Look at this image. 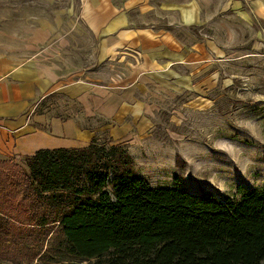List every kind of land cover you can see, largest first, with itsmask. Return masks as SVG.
<instances>
[{
    "label": "rangeland",
    "instance_id": "374dc122",
    "mask_svg": "<svg viewBox=\"0 0 264 264\" xmlns=\"http://www.w3.org/2000/svg\"><path fill=\"white\" fill-rule=\"evenodd\" d=\"M144 1L143 11L129 12L133 25L168 31L180 54L177 64L153 74L145 85V126L141 119L133 123L127 117L118 124L87 114L77 100L52 94L36 107L45 119L44 132L50 135L54 121L71 123L92 134L83 147L94 138L124 147L151 187L179 186L223 199L234 186H261L264 19L243 0ZM190 4L196 7V22L184 25L175 8ZM81 15V0H0V53L49 58L64 83L110 86L129 80V56L99 61L100 40ZM117 126L116 134H129L116 138Z\"/></svg>",
    "mask_w": 264,
    "mask_h": 264
},
{
    "label": "trees",
    "instance_id": "16d2710c",
    "mask_svg": "<svg viewBox=\"0 0 264 264\" xmlns=\"http://www.w3.org/2000/svg\"><path fill=\"white\" fill-rule=\"evenodd\" d=\"M20 159L0 161V264H264V183L151 187L96 138Z\"/></svg>",
    "mask_w": 264,
    "mask_h": 264
},
{
    "label": "crops",
    "instance_id": "0c3cea01",
    "mask_svg": "<svg viewBox=\"0 0 264 264\" xmlns=\"http://www.w3.org/2000/svg\"><path fill=\"white\" fill-rule=\"evenodd\" d=\"M243 1L255 16L264 19V0ZM81 2V17L100 40L99 61L129 56L131 64L127 74L130 79L116 80L110 86H93L80 81L64 83L56 68L48 64L49 58L44 61L34 55L0 53V161L31 157L39 150L80 148L85 141H90V131L71 123L60 125L54 121L50 135L44 132L45 119L36 113V107L52 94L77 100L87 114L97 113L118 124L126 122L127 117L133 123L141 119L140 126L144 127L147 121L141 117L146 83H151L153 74H162L178 63L179 47L168 31L133 25L129 12L143 11L144 0ZM175 10L184 25L196 22L193 4L176 6ZM117 128L112 131L116 138L129 134H116ZM129 137L132 138V134Z\"/></svg>",
    "mask_w": 264,
    "mask_h": 264
}]
</instances>
